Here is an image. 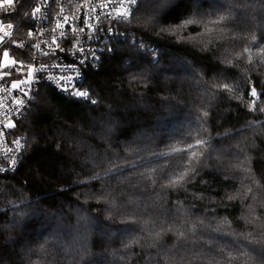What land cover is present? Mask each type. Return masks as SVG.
Wrapping results in <instances>:
<instances>
[{"label": "trees", "instance_id": "1", "mask_svg": "<svg viewBox=\"0 0 264 264\" xmlns=\"http://www.w3.org/2000/svg\"><path fill=\"white\" fill-rule=\"evenodd\" d=\"M117 26L125 38L85 73L89 99L42 83L17 124L0 264H264V0H138ZM26 30L7 45L17 57ZM197 139L195 171L165 187L191 155L173 149Z\"/></svg>", "mask_w": 264, "mask_h": 264}, {"label": "built area", "instance_id": "2", "mask_svg": "<svg viewBox=\"0 0 264 264\" xmlns=\"http://www.w3.org/2000/svg\"><path fill=\"white\" fill-rule=\"evenodd\" d=\"M108 3L109 0H14L11 6L4 4L0 7V36L4 32L10 33L0 42V56L8 50L16 61L11 68H0V174H12L21 164L26 152L27 135L18 130L17 124L32 108L42 83L70 97H76L74 93L79 91L89 95L76 98H90L89 91L83 86L86 71L97 67L101 54L111 49L112 41L126 36V32L117 26L123 20L105 19L103 15L110 13L114 17L124 11L123 7L119 0H111L113 7H101ZM36 8L41 11L33 20ZM93 8L95 11H92ZM89 18L92 27L84 23ZM57 22L64 27L57 28ZM9 23L12 28L7 27ZM21 23L22 28L27 27L23 35L27 36V45L23 56L17 57L7 45ZM80 28L85 31L80 32ZM54 39L56 43H53ZM21 77L27 78V82L13 90L11 85ZM65 80L70 81L67 90ZM25 92L29 95L25 96ZM19 100L24 101L23 106L17 105ZM9 122L14 125L12 128L5 127Z\"/></svg>", "mask_w": 264, "mask_h": 264}, {"label": "snow or ice", "instance_id": "3", "mask_svg": "<svg viewBox=\"0 0 264 264\" xmlns=\"http://www.w3.org/2000/svg\"><path fill=\"white\" fill-rule=\"evenodd\" d=\"M120 2V6L123 7L124 11L122 12H119L116 16H111L110 13H107V14H103L104 15V18L105 19H112V20H116V21H119V20H127L129 18V16L131 15V12L135 9V6L137 5L138 3V0H119ZM14 3V0H2V3H0V7H2L4 4L6 5H13ZM162 4L163 5H167L168 4V0H162ZM102 8H108V7H113L112 3H111V0H109V3L108 4H103L101 5ZM40 8H36L33 12V20L35 19L36 15L40 13ZM92 11H95V9L93 8ZM195 16V14H193ZM232 18V11H231V8L228 10L227 13H219L216 15L215 18H212L211 16L209 17V20H208V24L212 25V27H209L207 24L205 25V29H206V33L208 34H211V33H214V32H220V33H224V28L223 27H219L221 25H224L226 24V22ZM99 20L100 18L98 17L97 18V22L99 23ZM197 21L194 19V18H189L187 19L186 21L183 22V25L182 27L184 26H187V25H190V24H193V23H196ZM65 23H67V17H65ZM85 25L88 26V27H92V25L90 24V18L88 20H85ZM201 23H203V21H201ZM0 24H2V22H0ZM8 28H12L13 25L11 23H9L7 25ZM57 28H62L64 27V25L60 24L59 22H57V25H56ZM94 31L96 30L95 28L93 29ZM55 31V29L53 30ZM85 31L84 28H80V32H83ZM109 31H111V29H109ZM10 33L9 32H4L3 33V36H0V42L3 41V38L6 37V36H9ZM32 35V32L29 31V36ZM63 35V34H62ZM57 41L54 39L53 40V43H56ZM35 47H39V45H36ZM52 51H55V50H52ZM245 51H248V49H245ZM50 53H44V55H49ZM10 55V52L8 50H6L4 53H3V57L5 60H8V57ZM262 61H264V58H262ZM16 63V61H10L9 63L7 64H0V68H11L14 64ZM5 75H7V73H5ZM32 75V71L31 69L29 70V76L31 77ZM2 78V77H0ZM21 83H24L23 81L21 82H14L12 85H11V88L13 90H16L20 87V84ZM70 83V81L68 80H65L64 81V84H65V90H67V85ZM217 87H221V86H217ZM224 89H228V85H223L222 86ZM25 96L29 95V93L25 92L23 93ZM74 95L76 97H88V93L87 92H75ZM250 97L252 98H256V99H253L252 101V106L250 107V111H254L255 110V107H256V104L258 102V98L259 96L261 95L260 93L257 92V90L255 89V87L252 88L251 92L249 93ZM18 106H23L24 104V101L23 100H19L16 102ZM93 103H95V101H93ZM260 111L264 112V108H261ZM204 116H207L208 113L207 112H204L203 113ZM14 125L9 122L7 125H5L6 128H12ZM17 143H19V141H17ZM207 143V141L203 140V139H197L196 142H195V145L193 144H189L187 146L186 149H181V148H177V149H173V152H184V151H191L194 147L196 146H203ZM198 159L197 157V153L195 151H191V155L188 157V161H187V165L188 167H186L183 171L179 172L176 176H174L169 182L168 184L165 185V187H177L179 186L184 180L186 177L189 176L190 173L194 172L195 169L192 167V162L194 160ZM241 167H243V162H241ZM4 171H7V169H5ZM245 171H247V169H245ZM94 179H99L98 176L96 177H93ZM249 192H251V188L248 189ZM101 195H103V192L101 193ZM238 195V194H237ZM236 197L235 196H229V199H235ZM249 209H250V212L253 211L254 209H252V206L249 205ZM247 219V218H246ZM227 222V221H226ZM247 222L249 224H255L256 223V219L255 218H252V219H247ZM259 227V225H257ZM181 235H183V233H181ZM251 237V234H248V236H246L245 238L248 239ZM244 260H245V264H249L250 260H251V257L249 256H244L242 257ZM228 259L231 261V260H235L237 259L236 257H233L231 255V253L228 254Z\"/></svg>", "mask_w": 264, "mask_h": 264}, {"label": "rangeland", "instance_id": "4", "mask_svg": "<svg viewBox=\"0 0 264 264\" xmlns=\"http://www.w3.org/2000/svg\"><path fill=\"white\" fill-rule=\"evenodd\" d=\"M5 52V51H4ZM3 52V53H4ZM3 53L1 54V60H0V64H7V63H9L10 61H13L14 59L9 55V57H8V60H5L4 59V57H3ZM2 69H7V67H5V68H2ZM27 78H25V77H21V78H19V79H17V80H15V82H21V81H23L24 83L25 82H27Z\"/></svg>", "mask_w": 264, "mask_h": 264}]
</instances>
